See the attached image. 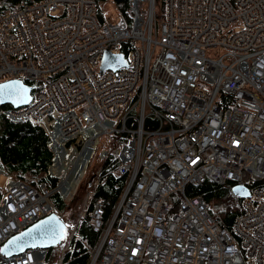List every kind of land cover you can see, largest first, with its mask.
<instances>
[{"label":"built area","instance_id":"obj_1","mask_svg":"<svg viewBox=\"0 0 264 264\" xmlns=\"http://www.w3.org/2000/svg\"><path fill=\"white\" fill-rule=\"evenodd\" d=\"M162 4L158 16L157 0H130L131 19L101 9V20L96 0H0V82L32 86L27 104L0 114L43 129L50 151L39 175L0 163V247L54 211L59 264L88 212L98 238L86 264H264V0ZM123 44L127 66L100 72L103 52ZM95 153L70 223L52 195L73 198ZM110 154L125 183L105 215L93 197ZM206 179L249 190L231 231L186 192ZM48 249L0 253V264H43Z\"/></svg>","mask_w":264,"mask_h":264},{"label":"trees","instance_id":"obj_2","mask_svg":"<svg viewBox=\"0 0 264 264\" xmlns=\"http://www.w3.org/2000/svg\"><path fill=\"white\" fill-rule=\"evenodd\" d=\"M2 1L4 6H12L18 0ZM96 1L98 2V16L101 20H104L103 13L101 12V5L104 2H111L117 9L118 14L127 19H131L132 13L129 9L130 0ZM161 2L158 4V13L163 11V4L161 5ZM120 49L122 54L128 59V44L121 45ZM27 83L31 84V81L28 80ZM0 108L14 107L10 104H2ZM49 160L48 137L43 129L29 122H12L0 114V163L26 162L28 168L34 174L39 175L47 169ZM116 171L117 159L110 154L102 163V181L95 190L93 197V199L101 202L105 210V215L110 213L115 199L125 183V177L118 175ZM235 186L237 185L229 180L216 183L206 179L197 184H188L186 192L190 196H201L208 204L209 212L214 216H220V225L231 231L234 218L241 212L242 207V197L236 195L234 192ZM72 199L63 201L57 193L52 195V202L60 214L71 206ZM179 200L177 196L172 197L174 204H177ZM97 238L98 232L93 230L89 222V213L87 212L78 222L75 236L71 239L69 246L64 252V257L59 264H86L89 254L84 244L94 246ZM62 246L60 248L58 246L50 247L43 264H50L52 257L57 258Z\"/></svg>","mask_w":264,"mask_h":264},{"label":"water","instance_id":"obj_3","mask_svg":"<svg viewBox=\"0 0 264 264\" xmlns=\"http://www.w3.org/2000/svg\"><path fill=\"white\" fill-rule=\"evenodd\" d=\"M126 66L127 62L121 52L111 53L108 50H105L102 55V62L100 63L99 71L103 72L105 69H116ZM0 86H5L0 88V100H2V102H0V105L10 104L13 107H19L27 104L31 100L32 86L21 79H10L2 81L0 82ZM234 192L236 193V195H239L241 197L249 196L248 189L241 185L235 186ZM41 222H48V225H46V227L51 226L54 231L45 232L44 229L36 230L35 226L41 224ZM29 229H33L31 235L25 236L21 240L22 243H25L27 245L24 250L37 247L50 248L58 245L61 239L64 237L65 222L56 212H50L49 214L37 219L36 221L25 227L23 230L7 238L0 248H4V246L8 244L9 240L13 239V237L20 236L22 233L28 232ZM7 252H10L11 254H6ZM0 253L4 256H11L21 253V251H16L15 246L13 245L9 246V248L5 252Z\"/></svg>","mask_w":264,"mask_h":264},{"label":"rangeland","instance_id":"obj_4","mask_svg":"<svg viewBox=\"0 0 264 264\" xmlns=\"http://www.w3.org/2000/svg\"><path fill=\"white\" fill-rule=\"evenodd\" d=\"M158 4L159 2H161V0H157ZM102 10L103 12H105V16L109 19H113L116 18L118 16V12L117 9L115 8V6L111 3V2H104L102 5ZM159 6V5H158ZM146 3L145 1H140V10L142 11V13H145L146 10ZM159 9V7H158ZM157 9V10H158ZM160 13H162V11H160L157 15L160 16ZM101 165V161L97 158V154L95 153L93 158L91 159L89 165H88V169L87 172L85 174V178L82 184V187L78 189L77 193L73 196L72 199V203L71 206L69 208H67L64 212L61 213L62 217L66 220L69 221L70 223H73L76 219V217L78 216L79 210L81 208V199L83 200V197L85 196V193L87 191L91 190V187L88 185V183H85L86 179H88L89 177L92 176V174L94 173V170L96 168H98ZM4 181L3 176H0V184H2ZM66 232V231H65ZM62 243V242H61ZM62 244L60 245H56L59 248L61 247ZM60 252L58 253L57 258L52 257L50 264H52L54 262V264H57L58 259L60 257Z\"/></svg>","mask_w":264,"mask_h":264},{"label":"snow or ice","instance_id":"obj_5","mask_svg":"<svg viewBox=\"0 0 264 264\" xmlns=\"http://www.w3.org/2000/svg\"><path fill=\"white\" fill-rule=\"evenodd\" d=\"M2 87H5V86H0V88H2ZM0 102H2V100H0ZM46 225H48V222H41V224L35 226V229L36 230L44 229L45 232L54 231V229L51 228V226H47L46 227ZM32 231H33V229H29L28 232L22 233L18 237H13V239L8 241V244L5 245L4 248H0V252H5L9 248V246H13V245L15 246V250L16 251H21L22 252L27 245L25 243H22L21 240H22L23 237L31 235ZM6 254L10 255L11 253L7 252Z\"/></svg>","mask_w":264,"mask_h":264},{"label":"bare ground","instance_id":"obj_6","mask_svg":"<svg viewBox=\"0 0 264 264\" xmlns=\"http://www.w3.org/2000/svg\"><path fill=\"white\" fill-rule=\"evenodd\" d=\"M248 191H249V190H248ZM237 215H238V214H237ZM237 215H236V216H237ZM236 216H235V217H236ZM234 219H235V218H234Z\"/></svg>","mask_w":264,"mask_h":264}]
</instances>
